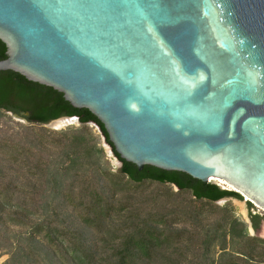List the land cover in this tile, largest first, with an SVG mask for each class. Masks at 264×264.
Masks as SVG:
<instances>
[{
  "label": "water",
  "instance_id": "95a60500",
  "mask_svg": "<svg viewBox=\"0 0 264 264\" xmlns=\"http://www.w3.org/2000/svg\"><path fill=\"white\" fill-rule=\"evenodd\" d=\"M0 41V71L89 111L138 171L264 213V0H0Z\"/></svg>",
  "mask_w": 264,
  "mask_h": 264
},
{
  "label": "rangeland",
  "instance_id": "374dc122",
  "mask_svg": "<svg viewBox=\"0 0 264 264\" xmlns=\"http://www.w3.org/2000/svg\"><path fill=\"white\" fill-rule=\"evenodd\" d=\"M60 120L64 119L57 121ZM70 120L62 127L57 126V121L39 125L0 111V170L6 176L4 181L25 184L29 169L35 172L39 168L46 169L50 180L47 178L48 183L42 186L39 179H34L36 183L32 181L29 186L36 184L37 192L28 196L40 204L51 202V214L68 220L73 228L81 231L94 262H110L108 257L112 247H117L121 241L118 238L130 231V222H126L125 217L133 209L160 223L159 228L174 235L164 258L153 260L151 264H220L223 253L243 249L232 241L229 233L234 220L248 227L246 203L232 198L210 203L196 200L191 192L179 191L169 184L151 181L125 183L128 181L126 178H123L124 185L118 191L111 180L99 178L105 172L115 174L120 168V162L101 133L94 125H81L76 119ZM75 137L81 141H75ZM8 147L16 148L14 159L4 154ZM216 185L223 190L228 189L223 184ZM86 186L105 189L106 195H115L118 206L127 209L113 216L108 232L106 229L88 228L81 223L89 215L79 199V192ZM65 195L68 199L61 209L57 208V203H61L60 199L63 200ZM250 213L259 215L262 222L257 232L252 233L248 228L249 236L264 241V213L253 206ZM41 215V211L36 212V216ZM19 231L0 226V264H12L11 243ZM257 250L264 258V247Z\"/></svg>",
  "mask_w": 264,
  "mask_h": 264
},
{
  "label": "trees",
  "instance_id": "16d2710c",
  "mask_svg": "<svg viewBox=\"0 0 264 264\" xmlns=\"http://www.w3.org/2000/svg\"><path fill=\"white\" fill-rule=\"evenodd\" d=\"M6 47L0 41V61L6 59ZM4 110L25 119L28 123L44 125L62 117L77 118L81 125H94L111 149L114 157L121 163V173L105 172L99 178L111 180L114 187L122 189L125 183L141 184L145 181L169 184L179 191H189L196 200L210 203L232 198L242 202V197L232 191L223 190L214 183L204 184L189 176L176 172H165L153 167H137L122 160L114 151L102 124L89 111L74 109L65 101L62 94L49 87L27 81L23 76L12 71H0V111ZM27 115V116H25ZM75 141H81L75 137ZM15 158L17 150L8 147L4 153ZM17 159V158H16ZM37 170L38 168L35 167ZM29 169L25 184L7 180L0 170V226L19 229L16 239L11 243L12 264H98L93 261V255L85 247L86 240L78 229H75L66 219H60L53 212L51 202L38 203L28 194H35L38 186L30 183L39 179L38 183H48L49 172ZM35 179V180H34ZM26 189V190H25ZM117 191V190H116ZM117 191V192H118ZM43 192L44 189H43ZM105 189L86 186L79 192V199L85 205L89 215L81 220L88 228L108 232L114 215L126 211L118 206L115 195H106ZM115 194V193H113ZM60 199L59 209L68 199ZM248 219L253 232L259 230L262 218L252 215V205L246 202ZM41 211V217L36 212ZM130 212V213H129ZM125 217L130 222L128 233L119 237L117 247H112L110 262L106 264H151L153 260L164 258L174 235L159 228L160 223L153 222L149 217L142 216L135 209L130 210ZM112 234V233H111ZM112 237V235L110 236ZM229 237L243 249L223 253L220 264H264V258L257 249L264 247V241L250 237L248 227L234 220L230 225ZM113 238V237H112ZM113 242H116L113 240ZM112 243V242H111ZM113 244V243H112ZM87 246V245H86ZM247 248L244 250V248ZM115 260V261H113Z\"/></svg>",
  "mask_w": 264,
  "mask_h": 264
},
{
  "label": "bare ground",
  "instance_id": "6f19581e",
  "mask_svg": "<svg viewBox=\"0 0 264 264\" xmlns=\"http://www.w3.org/2000/svg\"><path fill=\"white\" fill-rule=\"evenodd\" d=\"M69 121H72V120H67V119H64V120H60V121H57V126L58 127H62V126H65L69 123Z\"/></svg>",
  "mask_w": 264,
  "mask_h": 264
}]
</instances>
